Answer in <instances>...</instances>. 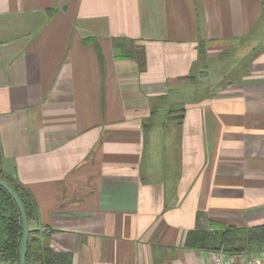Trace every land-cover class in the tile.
Returning <instances> with one entry per match:
<instances>
[{
	"label": "crops",
	"instance_id": "0c3cea01",
	"mask_svg": "<svg viewBox=\"0 0 264 264\" xmlns=\"http://www.w3.org/2000/svg\"><path fill=\"white\" fill-rule=\"evenodd\" d=\"M0 147L70 264H205L189 231L264 219V0H0Z\"/></svg>",
	"mask_w": 264,
	"mask_h": 264
},
{
	"label": "trees",
	"instance_id": "16d2710c",
	"mask_svg": "<svg viewBox=\"0 0 264 264\" xmlns=\"http://www.w3.org/2000/svg\"><path fill=\"white\" fill-rule=\"evenodd\" d=\"M116 46L122 59H136L140 68L144 66L143 47L131 39H119ZM101 60L100 53L98 54ZM172 87L195 85L194 76L178 78ZM177 94V92H174ZM161 102H175L177 99H166L161 95ZM172 104V105H173ZM183 108L167 112L177 114L174 119L182 117ZM147 128V127H145ZM1 149V147H0ZM1 160V154H0ZM1 163V161H0ZM0 178L3 179L18 195L26 213L28 232L26 241L25 264H70L71 255L53 251L41 242L40 232L31 227L36 220V204L23 186L10 177L0 167ZM22 237V219L18 207L9 193L0 185V264H19V244ZM186 244L190 247L208 251L221 250L230 254L253 253L264 250V223L251 226L219 225L214 223L213 229L189 231Z\"/></svg>",
	"mask_w": 264,
	"mask_h": 264
},
{
	"label": "built area",
	"instance_id": "2783aa9c",
	"mask_svg": "<svg viewBox=\"0 0 264 264\" xmlns=\"http://www.w3.org/2000/svg\"><path fill=\"white\" fill-rule=\"evenodd\" d=\"M205 264H264V250L256 254L236 253L230 254L221 250L209 251Z\"/></svg>",
	"mask_w": 264,
	"mask_h": 264
},
{
	"label": "water",
	"instance_id": "95a60500",
	"mask_svg": "<svg viewBox=\"0 0 264 264\" xmlns=\"http://www.w3.org/2000/svg\"><path fill=\"white\" fill-rule=\"evenodd\" d=\"M0 185L9 193L12 197L14 202L16 203L19 213L22 219V237L19 244V264H25V257H26V241H27V232H28V225L26 219V213L24 207L22 205L21 200L19 199L18 195L15 191L3 180L0 178Z\"/></svg>",
	"mask_w": 264,
	"mask_h": 264
},
{
	"label": "rangeland",
	"instance_id": "374dc122",
	"mask_svg": "<svg viewBox=\"0 0 264 264\" xmlns=\"http://www.w3.org/2000/svg\"><path fill=\"white\" fill-rule=\"evenodd\" d=\"M236 57H239V56H236ZM212 61H209V62H207L206 63V65H205V67H206V69L207 70H205V74H207V75H205L204 76V83H205V85H202L201 84V87H203L204 88V90L207 88V86H208V84L210 83V82H212L213 80H215L216 78H218V76H217V72H215V68L216 67H218V65H221L222 63H224V64H226V61H219V62H217V63H215V64H213L212 65V63H211ZM220 69H222V65L219 67V70ZM213 73L214 74H216V76H214L213 77ZM239 72H238V70L236 71V75L238 74ZM212 77H211V76ZM216 82V81H215ZM218 87V85H216V88ZM176 88V87H175ZM180 86H178V88H176L175 90L177 91V89H178V94H180L181 95V100H186V99H191V98H195L196 97V93H195V95H189V92H188V90L187 89H184L183 90V93L181 94L180 93ZM215 88V89H216ZM202 93V92H201ZM201 93L199 94L200 96H201ZM261 223H264V219L263 220H261ZM260 222L259 223H252L253 225H257V224H261ZM213 225H214V223L211 221L209 224H205L204 226V228H201V229H210V230H212L213 229ZM219 225H221V224H219ZM230 225H232V224H230ZM223 226H227V225H223Z\"/></svg>",
	"mask_w": 264,
	"mask_h": 264
}]
</instances>
